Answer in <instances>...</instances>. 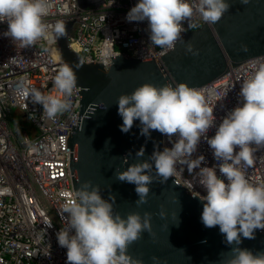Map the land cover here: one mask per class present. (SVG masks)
Instances as JSON below:
<instances>
[{"label":"clouds","instance_id":"9594fccd","mask_svg":"<svg viewBox=\"0 0 264 264\" xmlns=\"http://www.w3.org/2000/svg\"><path fill=\"white\" fill-rule=\"evenodd\" d=\"M241 2L247 4L248 0ZM229 7V0H137L126 19L146 20L151 44L173 49L182 40V22H191L195 14L213 25ZM47 14V0H0V22L8 24L3 35L22 48L33 45L45 34L47 25L43 17ZM54 31L58 37L65 35V24L57 21ZM186 51L198 54L191 42L186 44ZM78 67L79 64L65 63L54 72L51 80L56 95L43 94L23 81L17 92L42 105V116L54 118L71 106ZM250 68L251 75L240 84L237 105L218 125L204 95L186 82L159 87L144 83L131 93L121 94L116 103L123 132L138 121L140 135L148 138L156 130L171 143V147L154 149L147 159H138L123 170H116V178L135 185L136 203L140 205L147 202L153 181L165 183L176 176L178 166H186L195 184L205 193L200 196L201 222L205 227L219 226L225 244L231 246V258L224 264H264V251L254 253L239 247L243 238H253L257 229L264 230V184L250 183L241 167L251 166L253 153L264 147V63L252 61ZM213 127L215 134L208 136ZM202 140L216 161L212 166L207 165L204 155L194 156ZM135 156L143 157L144 148ZM123 161L127 165L128 157ZM60 196L66 198L60 208L66 224L56 236L58 244L67 249L68 264H143L131 257L127 248L142 232H152L151 213L145 212L142 217L131 212L124 217L114 212L115 195L104 198L99 186L91 181L83 182L74 195L61 191ZM160 215L166 213L161 211ZM153 264H160L158 257H153Z\"/></svg>","mask_w":264,"mask_h":264},{"label":"built area","instance_id":"2783aa9c","mask_svg":"<svg viewBox=\"0 0 264 264\" xmlns=\"http://www.w3.org/2000/svg\"><path fill=\"white\" fill-rule=\"evenodd\" d=\"M136 3L137 0H103L81 8L78 0H47L48 14L43 17L47 25L45 34L25 48L19 47L18 42L16 46L11 37L3 35L8 24L0 22V264H68L67 249L58 244L56 233L66 224L60 215L66 198L60 192L67 191L70 196L75 193L71 170L74 150L68 138L80 124L81 89L74 88L68 110L49 119L42 116V105L18 94V84L23 81L43 94H57L51 80L61 66L54 31L57 21L76 20L69 46L86 62L109 65L122 53L143 60L160 58L171 49L151 44L148 22L126 19ZM182 23L181 35L204 21L194 14L191 22ZM252 61L264 63V55L253 57L220 78L196 87L204 95L207 106L213 109L217 125L237 105L240 84L251 75ZM14 107L36 128L34 136L24 131L19 140L10 125ZM214 134L215 127L210 128L207 135ZM162 146L171 147L164 135ZM200 154L205 156L208 166L216 163L204 140L194 156ZM178 167L176 180L194 195H204L186 166ZM241 167L250 183L264 184V147L253 153L251 166L242 164Z\"/></svg>","mask_w":264,"mask_h":264},{"label":"water","instance_id":"95a60500","mask_svg":"<svg viewBox=\"0 0 264 264\" xmlns=\"http://www.w3.org/2000/svg\"><path fill=\"white\" fill-rule=\"evenodd\" d=\"M102 1L78 0L81 8ZM229 3L219 21L213 25L204 22L184 33L182 40L158 59L143 60L122 53L109 65L86 62L69 46L75 19L64 21L65 35L57 36L61 65L79 64L76 75L81 89L80 124L68 138L74 150L71 170L75 191L83 182L91 181L99 186L104 198L115 195L114 212L124 217L131 212L142 217L145 212L152 214V232H142L127 248L128 254L143 264H153V257H158L160 264H224L232 255L219 226L205 227L201 222L203 201L175 177L165 183L153 181L147 202L137 205L135 185L115 176L116 170H123L138 159H147L154 149H163V135L156 130L148 138L140 135L138 121L128 132L121 130L123 121L116 104L121 94L131 93L144 83L159 87L186 82L196 88L253 57L264 55V0H248L247 4L229 0ZM188 42L198 50L197 55L186 51ZM105 69L110 71L106 73ZM141 147L144 156L136 157ZM126 156L127 165L123 161ZM161 211L166 215L161 216ZM239 247L254 253L264 251V232L257 229L255 236L243 238Z\"/></svg>","mask_w":264,"mask_h":264},{"label":"rangeland","instance_id":"374dc122","mask_svg":"<svg viewBox=\"0 0 264 264\" xmlns=\"http://www.w3.org/2000/svg\"><path fill=\"white\" fill-rule=\"evenodd\" d=\"M10 118V125L19 136V140L22 139L24 131H28L31 136L37 133L36 128L24 118V114L19 108L14 107L12 109V116Z\"/></svg>","mask_w":264,"mask_h":264}]
</instances>
